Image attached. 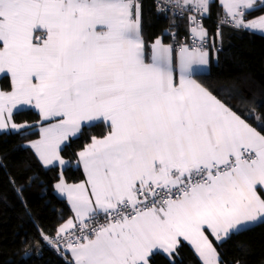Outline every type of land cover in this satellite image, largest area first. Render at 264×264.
<instances>
[{"label":"snow or ice","instance_id":"1","mask_svg":"<svg viewBox=\"0 0 264 264\" xmlns=\"http://www.w3.org/2000/svg\"><path fill=\"white\" fill-rule=\"evenodd\" d=\"M210 4L156 0V11L202 19ZM223 7L219 27L264 34V15L246 21L254 0ZM197 15L188 17L191 44H146L141 0H0V76L10 82L0 130L31 127L12 122L14 110L37 109L47 127L30 146L45 167H63L65 142L86 126L107 129L77 153L86 181L61 175L54 185L74 215L55 237L37 226V253L43 241L65 264H150L155 254L175 264L187 242L202 264H222L206 232L222 244L264 222V122L250 125L255 110L242 118L194 78L216 51ZM251 102L264 107V96Z\"/></svg>","mask_w":264,"mask_h":264},{"label":"trees","instance_id":"2","mask_svg":"<svg viewBox=\"0 0 264 264\" xmlns=\"http://www.w3.org/2000/svg\"><path fill=\"white\" fill-rule=\"evenodd\" d=\"M141 3L146 44L159 35L166 36L165 30L174 32L176 41L189 36L188 16L168 18L156 11L153 0H141ZM262 15L264 7L258 5L257 10L250 11L246 19ZM224 17L218 1H212L203 25L214 43H218L219 49L216 60L210 63L209 72L196 73L195 78L213 90L218 98L228 102L242 118L255 110L253 119H246V122L260 130L255 116L264 122V107H257L251 101L253 97L264 96V35L227 24L219 27ZM218 27L222 33L220 37L216 36ZM0 85L3 89H9L10 82L2 77ZM13 121L32 125L20 132H0V264H65V258L55 250L41 248L37 253L38 227L47 235H55L59 225L70 217L71 211L66 201L54 193L53 185L61 175L68 182H77L84 177L82 169L73 166L78 158L77 153L91 141L92 136H102L107 129L102 122L84 127L76 138L61 148V156L70 164L60 169L57 165L44 167L32 149L25 145L38 136L41 124L38 113L32 109L17 110L13 114ZM29 177L35 179L29 183ZM21 185L23 191L18 194L15 189ZM25 241L29 248L27 254L24 252ZM213 242L222 264H236L237 261L240 264H264V222L241 234L232 235L222 244L215 240ZM173 259L175 264H202L186 242H182ZM150 264H169V258L164 254H155Z\"/></svg>","mask_w":264,"mask_h":264},{"label":"crops","instance_id":"3","mask_svg":"<svg viewBox=\"0 0 264 264\" xmlns=\"http://www.w3.org/2000/svg\"><path fill=\"white\" fill-rule=\"evenodd\" d=\"M212 1H214V0H211V2ZM216 1H218V3L220 4V6L223 8V11H224V15L226 16V10L224 9V7H223V3H224V0H216ZM254 3L258 6V5H260V0H254ZM188 17H189V15H188ZM259 18V17H258ZM258 18H255V19H258ZM247 20H253V19H246V21ZM203 27H204V29L207 31V29H206V27L204 26V25H202ZM165 32H166V30L164 31V35H166V36H163V35H159V36H157L156 38H158V37H161L162 39H163V42L165 43V44H168V43H171V41H172V38L170 37V34H169V31H168V34H165ZM250 32H252V31H250ZM256 33H259V34H261L259 31H257ZM261 35H264V34H261ZM166 37H169L168 39L166 38ZM175 37H177V35L175 34ZM156 38H154L151 42H153ZM176 39V38H175ZM177 40V39H176ZM151 42H150V44H151ZM206 46L208 47V49L211 51V49L213 48V46H214V48L216 49V51L215 52H212L211 53V56H210V63H211V61H215L216 60V55H217V50L219 49V45H218V43L217 44H215L214 43V41H213V39L208 35V31H207V40H206ZM209 70H210V67H208V68H205V69H202V70H199V71H197V73H207V72H209ZM2 78V76H0V79ZM195 78V77H194ZM10 88V87H9ZM0 90H8V89H3L2 87H1V85H0ZM23 109H32V110H34L35 112H37L38 113V115H39V111L37 110V109H35V108H33V107H31V106H24V108ZM15 111H17V110H14V112ZM39 117H40V115H39ZM12 122H14L13 120H12ZM14 123H16V122H14ZM40 125H39V127H38V130H39V132H38V136L35 138V139H33V140H30V141H28L27 143H25V145L26 146H29L30 148H31V146H30V143L32 142V141H36V140H39L40 139V128L41 127H47V122H43V121H41V117H40ZM16 124H18V125H20V124H28V125H32V123H16ZM10 130H0V132H9ZM106 133V132H105ZM103 136V135H102ZM102 136H99V137H102ZM98 137V138H99ZM68 142V141H67ZM67 142H65L62 146H61V148L67 143ZM90 143V142H89ZM32 149V151L34 152V154L36 155V157L38 158V160H39V162L42 164V162L40 161V159H39V157H38V154L35 152V149H33V148H31ZM61 150V149H60ZM81 151V150H80ZM61 155V154H60ZM61 158L62 159H64L62 156H61ZM78 159L79 158H77V160L73 163V166H79L81 169H82V171H83V178L81 179V180H79V181H77V182H68V181H66L64 178V181L66 182V183H68V184H78V183H81V182H84V181H86V179H87V177H86V174H85V172H84V170H83V166L82 165H78L77 164V161H78ZM65 161H68L67 159H64ZM70 163H67L66 165H64L63 167L61 166V165H59V163L58 162H56L54 165H57L60 169H63V168H65V167H67L68 165H69ZM43 165V164H42ZM44 166V165H43ZM45 167V166H44ZM61 178V177H60ZM60 180V179H59ZM59 180H57L55 183H54V185L59 181ZM54 185H53V189H54V193L59 197V198H62V199H64L65 201H66V203H67V205H68V207H69V209H70V211H71V215H70V217H72L73 215H74V213L72 212V210H71V206H70V204L68 203V201H67V198H66V196H63V195H61V194H59L58 193V191L54 188ZM69 217V218H70ZM69 218H67L66 220H68ZM65 220V221H66ZM64 221V222H65ZM63 222V223H64ZM62 223V224H63ZM206 235H208L209 236V239L212 241V243H213V246L215 247V245H214V242H213V240H215L214 239V237L211 235V233L210 232H206ZM187 243V242H186ZM190 245V244H189ZM191 246V245H190ZM191 248L193 249V247L191 246ZM216 248V247H215ZM194 250V249H193ZM195 252V251H194ZM217 253H218V251H217ZM68 255V257L70 258V253H68L67 254ZM218 255H219V253H218ZM197 256H198V254H197ZM199 257V256H198ZM219 257H220V255H219ZM169 258V257H168ZM200 258V257H199ZM172 259H173V257H172ZM201 260V259H200ZM202 261V260H201ZM220 261H221V259H220Z\"/></svg>","mask_w":264,"mask_h":264},{"label":"built area","instance_id":"4","mask_svg":"<svg viewBox=\"0 0 264 264\" xmlns=\"http://www.w3.org/2000/svg\"><path fill=\"white\" fill-rule=\"evenodd\" d=\"M155 5H156V0H153ZM166 17L168 18H185L186 16H191V15H197L195 12H189L187 10H185L182 14L181 13H176L174 12L173 10H168L166 14H164ZM206 16V15H205ZM201 19V17L199 15H197V20L200 21V23L203 25V20H204V17ZM218 30V28H217ZM170 34V37L172 38V41L171 43H173L174 45H177L179 43H188V44H191V38L190 36H187L186 37H182V40L181 41H176L175 40V33L174 32H169ZM101 222H103V217H101ZM56 235V234H55ZM55 235H49L50 237H55ZM41 245L42 247L41 248H45V249H49V250H54L52 247H49L47 246L46 244L43 243V241H41Z\"/></svg>","mask_w":264,"mask_h":264}]
</instances>
